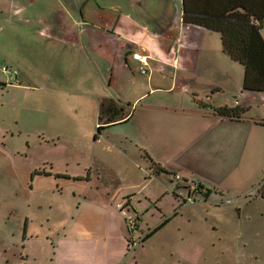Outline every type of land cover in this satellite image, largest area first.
Wrapping results in <instances>:
<instances>
[{"label":"crops","instance_id":"crops-1","mask_svg":"<svg viewBox=\"0 0 264 264\" xmlns=\"http://www.w3.org/2000/svg\"><path fill=\"white\" fill-rule=\"evenodd\" d=\"M199 6L207 3L0 0V44L5 47L0 50V61L20 70L45 56L51 66L43 75L42 88L58 98L69 116L66 122L77 114L87 120L92 127L90 139L83 135L88 143L95 132L92 156L82 165L81 174L51 170L44 176L93 182L102 175L100 166L112 163L107 155L123 149L141 158L137 165L146 173L151 172L152 163L145 154L180 180L222 178V172H234L238 165L236 153L228 158L227 148L238 143L242 153L249 143H264V93L244 90L245 68L223 51L220 33L184 22L185 8L191 13ZM136 52L147 56L146 75L139 73L133 59ZM111 99L131 104L125 108L127 121L106 128L95 139L101 102ZM255 107L260 109L253 114ZM218 108L243 110L242 118L220 117L214 111ZM57 136L61 140L62 134ZM126 196L138 211L134 195ZM87 209L76 211L71 221L63 223L68 242L63 257L75 264H120L124 251H131V234L122 226L125 219L106 205ZM26 220L27 236L30 224ZM109 224H116L115 235L128 248L122 249L118 259L108 256L103 261L80 248V244L94 242L100 232L109 233Z\"/></svg>","mask_w":264,"mask_h":264},{"label":"rangeland","instance_id":"rangeland-1","mask_svg":"<svg viewBox=\"0 0 264 264\" xmlns=\"http://www.w3.org/2000/svg\"><path fill=\"white\" fill-rule=\"evenodd\" d=\"M28 66L19 70L0 61V83L8 84L0 86V264H75L63 257L68 249L63 223L71 221L76 211L97 204L120 214L125 219L123 228L131 234V251H124L120 264H264V197L260 193L264 143H249L242 153L238 143L227 148L228 158L236 153L238 165L234 172H222V178L180 180L171 172L157 173L154 167L146 173L137 165L141 160L137 154L121 149L107 155L112 163L100 166L102 175L93 182L43 174L32 181L34 171L81 174L82 165L92 156L95 132L88 143L84 136L90 139L92 127L87 120L77 114L66 122L69 116L58 98L42 88L43 75L51 66L45 56ZM259 109L255 107L253 114ZM127 194L134 195L138 211ZM120 202L137 222L134 232L117 208ZM109 226V233L100 232L94 242L80 248L103 261L108 256L118 259L122 249L128 248L116 237V224Z\"/></svg>","mask_w":264,"mask_h":264},{"label":"trees","instance_id":"trees-1","mask_svg":"<svg viewBox=\"0 0 264 264\" xmlns=\"http://www.w3.org/2000/svg\"><path fill=\"white\" fill-rule=\"evenodd\" d=\"M207 6L197 7V12H188L185 8L184 22L198 26L209 31L221 34L223 51L234 61L239 62L245 68V91L264 93V0H204ZM7 83H0L6 87ZM131 104L120 105L116 100L102 101L99 111V125L95 139L103 130L118 125L128 117L125 108ZM215 113L223 118L241 119L242 111L238 108H218ZM125 120V121H123ZM145 157L152 163L157 173L166 172L160 164L154 162L151 157ZM35 174H45L39 171ZM260 193L264 197V182L260 186ZM166 222V221H165ZM155 228L146 234L140 242L150 238L155 231L163 226ZM134 232V231H133ZM129 247L131 238H128Z\"/></svg>","mask_w":264,"mask_h":264},{"label":"built area","instance_id":"built-area-1","mask_svg":"<svg viewBox=\"0 0 264 264\" xmlns=\"http://www.w3.org/2000/svg\"><path fill=\"white\" fill-rule=\"evenodd\" d=\"M133 59L138 63L139 73L142 75H146L148 73L147 70V56H144L142 53L136 52L133 54ZM4 71H8L7 68H3ZM117 208L120 213L126 218L127 225L132 231H135L137 227V222L134 217L129 215L130 209L123 202L117 203Z\"/></svg>","mask_w":264,"mask_h":264}]
</instances>
